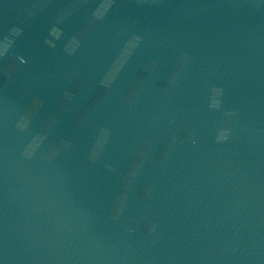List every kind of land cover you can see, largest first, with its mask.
Here are the masks:
<instances>
[{"label": "water", "instance_id": "water-1", "mask_svg": "<svg viewBox=\"0 0 264 264\" xmlns=\"http://www.w3.org/2000/svg\"><path fill=\"white\" fill-rule=\"evenodd\" d=\"M0 264H264V0H0Z\"/></svg>", "mask_w": 264, "mask_h": 264}]
</instances>
